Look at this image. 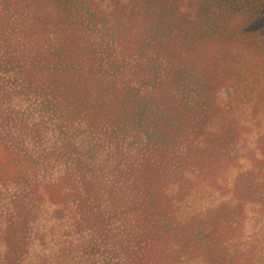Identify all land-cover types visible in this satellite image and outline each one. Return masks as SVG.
I'll use <instances>...</instances> for the list:
<instances>
[{
    "label": "trees",
    "instance_id": "1",
    "mask_svg": "<svg viewBox=\"0 0 264 264\" xmlns=\"http://www.w3.org/2000/svg\"><path fill=\"white\" fill-rule=\"evenodd\" d=\"M242 35L264 0H0V264H264V162L205 210L165 191L211 117L203 45Z\"/></svg>",
    "mask_w": 264,
    "mask_h": 264
},
{
    "label": "rangeland",
    "instance_id": "2",
    "mask_svg": "<svg viewBox=\"0 0 264 264\" xmlns=\"http://www.w3.org/2000/svg\"><path fill=\"white\" fill-rule=\"evenodd\" d=\"M243 36L229 39L234 46L220 58L214 40H208L210 45H203L205 56L196 65L212 82L211 117L207 127L189 140L190 169L165 188L168 201L173 205L184 201L188 212L199 197L196 190L206 198L195 209L219 205L232 196L236 183L253 180L264 162V44L257 48L260 40ZM260 176L264 179V173ZM254 217L248 212V242L255 232ZM170 249L171 241H158L143 255L153 264H169Z\"/></svg>",
    "mask_w": 264,
    "mask_h": 264
}]
</instances>
